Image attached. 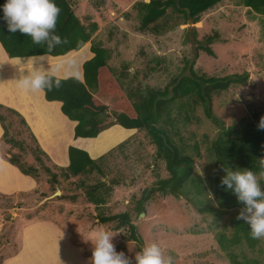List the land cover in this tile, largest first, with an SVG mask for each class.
<instances>
[{"label":"rangeland","instance_id":"obj_1","mask_svg":"<svg viewBox=\"0 0 264 264\" xmlns=\"http://www.w3.org/2000/svg\"><path fill=\"white\" fill-rule=\"evenodd\" d=\"M67 1L82 23L97 24L91 41L83 47L86 49L70 55V77L79 79L81 56L91 43L99 44L108 51L107 63L133 101L145 98L147 91H162L173 79L190 76L191 70L215 78L236 74L245 77V83L214 92L212 114L225 127L252 120L255 114L264 116V16L243 7L240 0H224L197 23L178 24L180 20L166 18L143 32L138 29V3L149 0ZM215 35L209 45L214 56L197 48L198 42L205 45V38ZM154 126L195 158L197 174V167L202 170V186L197 184L199 192L192 196L196 205L215 204L211 182L215 160L209 145L218 127L188 98L176 100ZM8 132L14 142L0 140V156L7 161V152L17 154L26 165L35 167V173L28 179L34 182H26L30 189L0 196V264H91L93 245L89 240L100 229L114 235L116 251L123 252L132 264L135 254L151 243L158 244L165 259L171 256L173 264H229L216 237L224 225L230 230L231 219L241 209L228 210L214 220L181 198L160 194L146 203L145 213L134 209L146 188L168 176L145 129L132 131L105 152L101 171L76 177L62 174L57 166L62 163L56 159L52 163L41 154L38 161L33 150L40 146L17 117H9ZM43 165L56 174L58 183L51 181ZM100 182L103 186L95 194L103 201L97 204L89 200L86 190ZM124 213L130 223L121 226V219H100ZM130 224L139 241L130 238ZM258 242L254 252L244 249V254L264 264V239ZM238 252L235 248L234 253Z\"/></svg>","mask_w":264,"mask_h":264},{"label":"trees","instance_id":"obj_2","mask_svg":"<svg viewBox=\"0 0 264 264\" xmlns=\"http://www.w3.org/2000/svg\"><path fill=\"white\" fill-rule=\"evenodd\" d=\"M223 1L149 0L148 3L140 2L138 10L141 16L138 29L141 32L146 31L156 25L159 20L173 19V17L180 20L178 24H187L188 21L197 23L204 13ZM240 1L243 7L259 16H264V0ZM4 3L5 0H0V6ZM54 3L61 9L56 30L65 43L57 46L52 52H47L44 48L34 45L31 38L26 35L19 32L9 33L2 18L3 12L0 10V44L8 57L63 56L72 51L78 52L91 41L97 30V24L95 22L87 25L82 23L67 0H54ZM215 37L216 35L206 37L205 45L198 42L197 48L209 56H214L209 45ZM89 50L93 56L82 64V80L76 77L58 78L61 80V87L44 92V98L48 102L61 103L62 114L76 123L74 126L75 139L96 138L102 131L114 125H119L124 129H145L147 131L155 146V155L157 159L164 161L168 176L143 191L134 207L138 214L145 213L146 203L151 201L155 194L181 198L191 204L199 214H208L213 216L214 220L223 217L228 210L242 209L243 205L238 203L232 190L221 184V178L225 175V168L251 169L257 174L261 171L259 160L264 157V130L258 125L262 116L255 114L252 120H242L238 124L225 127L212 114L211 100L214 92L225 91L238 84H244L245 77L235 74L215 78L199 75L191 70L190 76L173 79L171 84L162 91H147L145 98L133 101V96L126 94L112 68L108 65V51L100 48L99 44L92 43ZM182 98H188L196 106L200 105L204 116L218 127L209 145V154L215 160L211 172L212 197L215 204L196 205L192 196L194 191L199 192L196 187L197 184H202V177L194 170L195 158L184 150H179L164 132L154 126L158 117L170 111L175 101ZM11 116L17 117L21 126L35 140L23 117L15 110L1 104L0 125L3 133L0 140L7 144L14 142L8 132ZM33 151L38 161L41 162V154L46 158V154L38 146ZM6 155H10L7 161L16 166L22 174L34 177L35 167L26 165L17 154L7 152ZM67 156L68 165L60 168L62 174L66 177H76L101 171L100 164L106 153L97 159H92L85 150L69 146ZM43 168L49 174L51 181L58 183L56 174L48 166L43 165ZM261 184L264 187V180ZM102 186L103 183L100 182L87 188L86 194L90 201L101 204L103 200L101 198L98 200L99 196L95 192ZM3 196L6 197V195ZM100 219L103 222L121 219L119 226L130 223L128 213ZM229 227L230 230L224 225L216 237L219 248L225 254L229 264H260L257 259L244 254V249L254 252L259 243V240L251 238L248 225L242 220L233 218ZM129 228L130 238L133 241H139L135 234V227L130 224ZM235 248L239 249L237 254L234 253Z\"/></svg>","mask_w":264,"mask_h":264},{"label":"clouds","instance_id":"obj_3","mask_svg":"<svg viewBox=\"0 0 264 264\" xmlns=\"http://www.w3.org/2000/svg\"><path fill=\"white\" fill-rule=\"evenodd\" d=\"M0 10L9 33L26 35L34 45L47 52L65 43L56 30L61 9L54 0H5ZM24 64L20 58L17 64L20 66V77L16 80L23 93H44L61 87V80L50 75L53 70H45L42 65L33 66L25 74ZM258 127L264 130V116L260 118ZM259 164L261 171L258 174L251 169L225 168V175L221 178V184L231 189L238 203L243 205L237 219L248 225L251 238L256 240L264 239V187L261 184L264 180V157L259 160ZM197 172L203 176L199 167ZM113 236L104 229L95 232L89 240L93 245L91 264H132L123 252L116 251L112 243ZM134 260L135 264H173V258L168 256L165 259L156 243L145 245L135 254Z\"/></svg>","mask_w":264,"mask_h":264},{"label":"crops","instance_id":"obj_4","mask_svg":"<svg viewBox=\"0 0 264 264\" xmlns=\"http://www.w3.org/2000/svg\"><path fill=\"white\" fill-rule=\"evenodd\" d=\"M85 49L82 48L78 52L72 51L56 57L39 55L10 58L0 44V104L15 110L23 117L47 159L52 163L55 162V159L61 162L62 165L56 164L59 167L68 165V156L66 158L65 153H67L69 146L83 149L88 152L92 159H96L117 143L125 140L135 130L114 125L102 131L96 138L75 139L74 126L76 123L68 120L62 114L60 102H48L44 98V93L25 94L18 88L16 80L20 77V66L17 64L20 58L25 63L23 65L25 74L28 70L31 71L33 66L40 67L42 65L45 70H53L50 75L57 78H68L71 76L73 68V62H71L73 58H70V55L80 54ZM87 50L88 52L81 56L80 64L93 56L89 52V48ZM65 57L68 58L62 59ZM33 62H35L34 65ZM80 64L78 68H80ZM78 77L82 80V70ZM2 133L3 130L0 125V138ZM29 177L22 175L16 166L11 165L0 156V194H13L30 189L26 186V182H34V180H28Z\"/></svg>","mask_w":264,"mask_h":264},{"label":"water","instance_id":"obj_5","mask_svg":"<svg viewBox=\"0 0 264 264\" xmlns=\"http://www.w3.org/2000/svg\"><path fill=\"white\" fill-rule=\"evenodd\" d=\"M57 193H58V191H56V194L55 195H57Z\"/></svg>","mask_w":264,"mask_h":264},{"label":"bare ground","instance_id":"obj_6","mask_svg":"<svg viewBox=\"0 0 264 264\" xmlns=\"http://www.w3.org/2000/svg\"><path fill=\"white\" fill-rule=\"evenodd\" d=\"M59 193V192H58ZM58 193H57V195H58Z\"/></svg>","mask_w":264,"mask_h":264}]
</instances>
